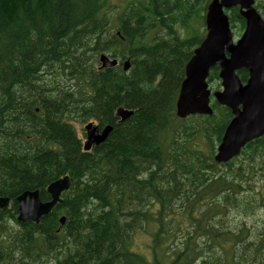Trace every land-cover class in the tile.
<instances>
[{"label": "trees", "instance_id": "trees-1", "mask_svg": "<svg viewBox=\"0 0 264 264\" xmlns=\"http://www.w3.org/2000/svg\"><path fill=\"white\" fill-rule=\"evenodd\" d=\"M210 1L130 0L114 16L110 0H0V196L10 199L0 208V264L247 262L246 249L226 247L245 239L226 216L264 204V182L245 188L243 180L257 171L245 161L258 164L264 136L219 164L211 142L220 143L230 109L215 102L211 116L176 115L186 64L206 35L191 25ZM227 13L233 29L245 26L239 7ZM101 53L130 58V69H100ZM48 66L51 78L43 72ZM120 106L136 112L119 122ZM76 121L113 129L85 151ZM64 176L71 187L50 214L39 223L17 220L20 194L38 189L49 200L47 187ZM185 216L194 232L176 243ZM139 229L152 235L150 253L132 246Z\"/></svg>", "mask_w": 264, "mask_h": 264}, {"label": "water", "instance_id": "water-1", "mask_svg": "<svg viewBox=\"0 0 264 264\" xmlns=\"http://www.w3.org/2000/svg\"><path fill=\"white\" fill-rule=\"evenodd\" d=\"M255 0H212L206 15L207 35L186 66V76L182 82L177 100V114L186 118L192 114H213L210 105L211 90L207 78L212 67L220 66V77L223 90L214 93L218 103L227 106L233 118L228 124L217 148L215 160L226 163L241 153L242 148L250 141L264 135V19L253 6ZM240 6V12L246 20V28L241 38L235 43L226 9ZM101 68L114 67L117 59L106 54L100 56ZM127 71L130 61L123 64ZM246 68L249 78L243 83L236 73ZM134 111L119 108L117 116L121 121L127 120ZM86 140L84 150L106 142L113 127L103 130L94 122L85 125ZM70 177L64 176L55 180L48 187L52 199L43 202L40 191L26 190L18 196L21 222L39 223L43 215L49 214L58 200L61 191L70 187ZM8 197H0V208L9 205ZM66 218L61 222L64 224Z\"/></svg>", "mask_w": 264, "mask_h": 264}, {"label": "rangeland", "instance_id": "rangeland-1", "mask_svg": "<svg viewBox=\"0 0 264 264\" xmlns=\"http://www.w3.org/2000/svg\"><path fill=\"white\" fill-rule=\"evenodd\" d=\"M134 1L137 3L138 1H143V0H134ZM129 2L130 0H110L111 4L109 5L110 6L109 13L114 16L118 15L119 13H121V11L124 9V7ZM255 6L259 10L261 15L264 17V11H263L264 0H256ZM205 16H206V10L201 9V14L195 19V21L191 25L192 29L196 30L199 33H202L204 31L206 33ZM244 29H245L244 26L243 28L239 27L238 29L237 27L234 29L232 28L235 41H237L241 37V35L244 32ZM106 30L108 29L106 28ZM108 31H106V35H104L103 38H107V34L110 31H114V29H111L109 32ZM153 33L156 35V37L163 36V32L159 29H156ZM178 33L181 37H186L187 35L185 30L182 27H179ZM55 50L57 52L62 51V49H55ZM50 64H56V62L55 61L50 62ZM240 71H238L239 75H240ZM43 72L45 74V77L51 78L53 76L52 75L53 69L50 66L45 68ZM208 82H209V88L212 91V93L223 90L222 80L219 77V75L214 76L213 78H211V75H210ZM60 83L64 87L65 85H67V87L65 88H68V84L65 83V80H61ZM35 96L38 97L37 95ZM215 102H216V99L213 98V105ZM86 123L82 124L78 121L74 122L78 133L81 135V138H83V142L86 139V135H84V132H85L84 126L86 125ZM218 143L219 142L215 140L211 142V145L213 144L214 147L217 148ZM201 147L203 149L206 148V144H203ZM244 156H246V154L242 155L240 158L236 160L235 162L236 166L239 165L240 161L243 159ZM213 160H214V157H213ZM257 160L258 158L254 162L252 161V159H248L245 161L246 164L249 162H252L257 167V171L253 169L249 170L243 176L245 188H247L250 184V185H253L256 189H259L260 184L264 182V155L263 157L259 159L258 164L256 163ZM168 162H166L165 166L168 164ZM259 165H263L262 169H260L261 167H259ZM216 218L217 220H220L222 217L219 216ZM226 218L227 220L232 221L234 223V226L231 229L233 234H241L243 232V234L245 235V239L242 242L235 243L233 239H231L228 242L229 247L227 245L226 247L227 248L231 247V249H233L234 247H239L240 249H242L243 247L244 249H246V251L242 252L241 260L244 261L249 258L245 264H258V263L260 264V262L264 258V204L261 208L260 207L255 208L254 210L248 211L247 213H244L243 211H239L238 213H236L235 211H232L226 216ZM211 220L214 223L216 222L213 218H211ZM179 222L182 224V227L179 228V230L177 229L175 231V235L177 238L175 239L176 243L184 241L185 237L188 234L190 235V234H193L194 232V223L191 221L189 217L187 216L180 217ZM9 225L13 229L18 228L15 222H10ZM145 229H148V226H145ZM151 237L152 235L151 233H149V231H144L142 229L137 230L136 233H134L133 235V241H132V246L135 249V251H139L143 253H150L149 248H148V242L151 240ZM202 239L203 240L200 241L199 244H203L204 242L203 235H202ZM192 264H201V261L197 260L193 262ZM261 264H264V262H262Z\"/></svg>", "mask_w": 264, "mask_h": 264}, {"label": "bare ground", "instance_id": "bare-ground-1", "mask_svg": "<svg viewBox=\"0 0 264 264\" xmlns=\"http://www.w3.org/2000/svg\"><path fill=\"white\" fill-rule=\"evenodd\" d=\"M233 36H234V34H233ZM234 39H235V37H234ZM101 54H103V53H101ZM108 56V55H107ZM111 58V57H110ZM111 59H114V58H111ZM122 66V65H121ZM108 68V67H107ZM48 71H50V70H48ZM124 101V100H123ZM122 107H124V106H122ZM119 108H121V106L120 107H118V109ZM118 109L116 110V113H115V116H117V111H118ZM126 109H127V107H126ZM130 110V109H129ZM132 111H134V113L133 114H135V110H132ZM118 117V116H117ZM119 118V117H118ZM128 120V119H127ZM119 122H121V119L119 118ZM113 127L111 124H108V125H106V126H103V127H101V130H103L105 127ZM110 136V135H109ZM71 179V178H70ZM54 182V181H53ZM53 182H51V183H53ZM70 182H71V180H70ZM72 184V183H71ZM71 184H70V187H71ZM49 187V186H48ZM48 187H47V191H48ZM70 187H69V189H70ZM28 189V188H27ZM69 189H67V190H65V191H61L60 193H59V195H58V200L54 203V205L52 206V208L54 209L58 204H60L62 201H63V194L66 192V191H68ZM0 197H2V196H0ZM52 199V197H51V195H50V199L49 200H51ZM42 200V199H41ZM49 200H46V201H49ZM43 201V200H42ZM46 201H43V202H46ZM19 202V201H18ZM9 205H10V203H9ZM8 205V206H9ZM7 206V207H8ZM6 208V207H5ZM52 209V210H53ZM51 210V211H52ZM51 211L49 212V214L51 213ZM18 215H19V208H18ZM18 215H17V219H18ZM48 215V214H47ZM43 216H46V215H43ZM42 216V217H43ZM41 217V218H42ZM63 217H65L66 218V220H67V217L65 216V215H63L61 218H60V220L63 218ZM41 220V219H40ZM66 220H65V222H66ZM19 221V220H18ZM31 221V220H30ZM19 222H21V221H19ZM66 224V223H65ZM65 224H62V222H61V225H65Z\"/></svg>", "mask_w": 264, "mask_h": 264}]
</instances>
